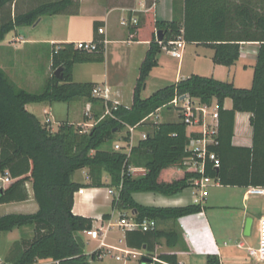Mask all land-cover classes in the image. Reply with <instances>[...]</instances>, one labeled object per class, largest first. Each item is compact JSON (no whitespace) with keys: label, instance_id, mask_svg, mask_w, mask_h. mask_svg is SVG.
Listing matches in <instances>:
<instances>
[{"label":"trees","instance_id":"obj_1","mask_svg":"<svg viewBox=\"0 0 264 264\" xmlns=\"http://www.w3.org/2000/svg\"><path fill=\"white\" fill-rule=\"evenodd\" d=\"M18 0H0V43L6 35L21 27H31L43 17L68 13L73 0H42L23 13L16 12ZM256 0H183L181 20L158 21L149 12L140 23L132 26L129 34L134 41H148V49L139 68L129 107L104 102L92 96L93 83H76L72 78L75 64L102 63L104 38L92 39L97 44L94 52L76 50L74 43L51 45V70L61 69V78L51 74L40 93H30L12 83L0 69V175L13 179L0 189V204L27 199L25 183L31 184L33 200L38 210L34 214H9L0 217V234L17 228L32 227L34 237L22 241L23 250L9 264H35L49 259L56 264H91L100 254L96 250L86 255L75 240L82 238L93 226L91 218L72 213L73 195L81 188H103L104 174L109 187L122 185L118 200H112L113 210L130 211L134 220H154L157 223L176 221L202 212L200 205L176 208L146 207L137 204L134 193H155L172 197L192 186L199 174L184 165L188 156L186 126L177 122H162L147 127V137L131 148L129 158L123 151L113 150L116 135L127 126H135L146 116L169 103L176 95H190L201 102L215 101L218 107L219 127L216 146L210 147L219 159L218 168L207 162L205 176L218 180L222 187L264 186V147L259 135L264 132V0L257 10ZM256 6V7H255ZM11 8H14L13 10ZM158 34V35H157ZM182 35L185 43L210 48L212 62L233 66L240 56L241 42H258L259 51L249 89L236 88L232 83L213 78L190 77L157 90L147 98L141 97L149 73L157 66V54L163 45ZM157 37H161L160 43ZM57 49V51H54ZM226 99L231 109L224 108ZM84 101L92 107L95 122L88 131H82L69 122L61 123L52 132L41 124L26 106L40 103H72ZM109 109V115L103 116ZM237 112L250 114L253 144L250 149L231 146L234 118ZM258 138V139H257ZM126 133L124 141H128ZM141 167L145 174L139 178L121 177L124 165ZM87 169L88 185L73 182V175ZM177 171L180 179H168ZM102 220H110L103 215ZM165 239L168 247L178 244L175 231L142 232L126 230V246L153 252L154 241ZM83 242V240H82ZM165 264H177L175 255H160ZM154 264H162L155 262ZM205 264H220L216 256H207Z\"/></svg>","mask_w":264,"mask_h":264},{"label":"crops","instance_id":"obj_2","mask_svg":"<svg viewBox=\"0 0 264 264\" xmlns=\"http://www.w3.org/2000/svg\"><path fill=\"white\" fill-rule=\"evenodd\" d=\"M19 1L20 0H18V2ZM40 1L42 0H39L38 2ZM159 2H161V0H158V4ZM256 2L258 4L256 5L257 7L256 6L255 7L259 11V8L261 6L260 4L263 2V0H256ZM73 3L74 4L70 7L68 13L47 17V19L52 24V28L49 32L43 35H40L35 32L29 37H24L27 35L24 34V32L20 33V30L22 31L25 30V28L23 27H22L23 29L18 28L13 32L9 33L8 35H6L5 39L0 43V49L4 52V58L6 57L8 60L9 56L7 55L10 54L12 55V59L14 58L16 62H21L22 60V63L24 64V62L25 63L28 62L27 61L28 58L26 60L25 59L23 60V56H28V57L31 56L32 57L31 59L34 58L36 59V57L38 58L39 56V52L44 50L46 46H49L48 55H49V62H50L49 68H50V76H51V74H53L51 70V50H52L51 45L62 44V43H75L79 41H90L96 37H99L96 34V30L94 28L91 35L86 36V35H73L72 33L69 32L67 33L66 31L62 32L60 30L61 28L58 27L59 26L61 27L63 23L64 24H68L69 22L74 23V21L78 19L92 20L94 21L93 26L95 25L97 28L104 29V34L100 36L106 40L105 50H104V61L102 63L82 64L84 68L80 69V71H82L83 75L90 76L88 79L89 81L87 80L82 83L106 85L110 89V97L112 101H116L119 104L124 105L126 107L131 106L133 89L135 87V83L139 75L140 65L148 49L149 42L142 40H137V41L132 40L130 38L129 31L133 25L122 26L120 22L123 19L124 20L130 19L131 13L129 12V10L134 8H140L139 0H73ZM167 3L169 4L170 7L172 6V0H167ZM25 11H20L19 13H23ZM170 13H172L171 8H170ZM145 15L146 13L145 14L138 13L136 15L138 17V23H140V21ZM44 18L45 17L41 18L36 24L31 26V29H35L43 21ZM154 19L158 21L172 20V19L159 20L157 15V9L154 11ZM113 28H115V32L113 31ZM186 45H191L198 49L203 48L210 50L211 51L210 55H204L206 56V58L209 59L210 64L208 65V69H206L204 73H201V71H198V69L193 67L188 72L185 71L186 73L183 74V66L181 64V60L179 61L171 57L172 59L178 61V68L175 74V80H176L175 83L184 80L190 77L191 75H198L202 77L213 78L218 81L232 83L236 88L249 89L251 87L253 69L259 51L258 42H251V41L241 42L239 59L231 67H225V66L213 64L212 62L213 51L210 48L201 45L186 43L183 51V56L185 54ZM110 46L126 47L129 51L127 53V57L121 54V56H114L112 58H109L108 55L110 54V51L108 52V49ZM194 53H195L194 56H196V58L200 57V55L196 53V51ZM12 59L6 61V63L4 61L3 62L6 65H10L12 63ZM30 62L28 66L32 65ZM96 65H104L103 73L97 72L98 66ZM74 66L72 68L73 81L75 79V72H76V71L74 72L75 70ZM157 66H159L158 61H157ZM0 69L4 71L2 67H0ZM247 73L251 80L249 85H247L249 82L246 84L247 75L245 76V74ZM31 74L32 73H28L29 76H31ZM125 91L126 92L128 91V95H129L128 101L124 100ZM79 102L85 104L83 115L81 117L78 116L77 118L78 108H73L72 106H70V104H68L69 106L67 108V118H68L67 122H69L72 125H80V122L82 121L84 126H89L91 128L92 125L91 122L89 120H83V117H88L87 116L88 110L89 113L91 112V114L94 115L93 113L95 112L96 107L94 106L92 107L90 104H87L84 101H79ZM43 105L45 106L42 107ZM37 106L42 107L43 114L44 111H47L49 113L48 117L51 116L52 104L40 103ZM231 107H232V101L230 99H226L224 102V108L229 110L231 109ZM26 108L30 113H32L38 119L37 113H35L34 111H30L28 109V106H26ZM161 121L177 122L176 119L175 120L166 119ZM259 139H261L259 145L264 147V132L263 134L259 135ZM138 141L139 138L135 140L136 142L135 144H137ZM252 144H253V131L250 125V114L245 112H237L234 118L231 146L234 148L250 149L252 147ZM136 168H141V167H136ZM83 170L87 171V169H83ZM75 174L73 175L72 178L73 182L81 185L89 184L90 180H87L86 182L75 180L74 179ZM166 176L169 180L170 179L175 180V179H180L182 177V173L173 171L167 174ZM0 177H3V175H0ZM107 177H103V183L106 185L108 190L110 187L108 188L109 177L108 179ZM12 181L13 179H10V182L8 184H5L3 189H5L9 184H11ZM25 188L28 194L27 199L20 202L0 204V217L9 214H34L37 212L38 207L33 200L31 184L29 182H26ZM224 188L231 190H247L248 187H224ZM83 189H84V193L82 195L76 196V198L74 199L72 213L77 216L91 218L93 220L92 228L94 229L102 228V230H104V228L108 224L111 225L110 229L112 228L113 225L110 223L113 216L112 213L116 212L118 216V220L114 226L123 229L118 225L119 220L121 218L120 215L124 214L126 215V218L129 219L131 212L113 210L111 207L113 197L108 196L106 190L107 196L105 198L106 200H108V206L110 207L111 212L106 211L103 213H97L95 215L93 212L96 206L95 201L98 197L99 191H101L102 188H83ZM193 193H194V188L190 186L184 189L181 193L172 197H164L162 195L155 193H134L132 195V198L137 204L146 207L176 208V207H185L194 204ZM245 193L241 196L240 199L233 198L230 204H225V205H217V203H213L212 201L209 202L207 198H205L202 204L203 207L202 212L180 218L176 221H165V222L157 223L158 225L161 224V228H158L157 231H168V232L175 231L178 234L179 242L175 247H168L166 245V241L164 238L154 241L153 252L151 253V256L158 258L160 255L163 254L175 255L177 257V261L182 264H195V263L205 264L207 256H216L219 259L220 264H246L243 261L242 256L238 251L245 248L244 243L241 241L242 236H244L245 222L248 218H250L252 220V225H253V217L257 216L258 219L257 226H258V221L261 217H264V214H261V210L259 208V199L256 197L248 196ZM231 210H237V212L239 213V214L237 213V217H238L237 220H239L240 218V222L238 223V225L236 227L217 226L216 231H214L208 219V214L209 215L211 213L217 214L220 213L221 211L224 212ZM103 215H110V220H102ZM252 225H251V229H252ZM251 229H250V233H251ZM123 230H124L123 238L126 245V241H125L126 230L125 229ZM3 235H5L4 237L7 243V251H6L7 253L5 255L6 260L2 261L0 259V264L11 263L14 260V258H16L23 250V246L21 242L32 240L34 237L32 227L17 228L9 233H4V234L2 233L0 234V250L2 246ZM219 240H221L220 243ZM231 240H233L234 242L232 245L229 244ZM183 243L185 244V246ZM237 244H242L244 248H238ZM127 248L131 250H137V249H132L130 247ZM139 251H142V253L147 254V251L144 248ZM116 253L118 254V252ZM223 256L225 257L224 263L221 262L222 261L221 258ZM247 256L250 257L248 253ZM140 262L142 263L141 259Z\"/></svg>","mask_w":264,"mask_h":264},{"label":"rangeland","instance_id":"obj_3","mask_svg":"<svg viewBox=\"0 0 264 264\" xmlns=\"http://www.w3.org/2000/svg\"><path fill=\"white\" fill-rule=\"evenodd\" d=\"M39 0H20L15 9L11 8L12 10H15L16 12L20 11H25L27 9H30L33 7ZM170 8L172 10V13H170ZM182 8H183V0H172V6L170 7L169 4L167 3V0H161L159 4H157V15L158 19H175V20H181L182 18ZM19 9V11H18ZM94 21L89 20V19H78L75 20L74 23L69 22L68 24H62L61 27L59 26L58 28H61L60 30L62 32L66 31L67 33H72L73 35H86L90 36L91 33L93 32V26ZM22 28V27H21ZM19 28V29H21ZM25 30H20V33L24 32L27 36L24 37H29L33 33H38L40 35H43L47 32H49L52 28V24L50 21L45 17L43 21L35 28L31 29V27H23ZM22 28V29H23ZM113 31L115 32V28H113ZM112 31V32H113ZM113 32V33H114ZM48 49L49 46H46L44 50L39 52L38 58L36 59H31V56H23V60L28 58V62L24 64L21 62H16L14 58L12 59V55H7L9 56L8 60L12 59V63L10 65H6L7 58H4V52L0 49V67L4 69V71L7 73L8 77L16 85V87L23 89L25 91H28L30 93H40L44 89L45 84L50 78V68H49V55H48ZM110 51V54L108 55L109 58H112L114 56H121V54L125 57H127V53L129 52L126 47H115V46H110L108 49V52ZM200 55V57L196 58L195 52ZM211 51L203 48H195L194 46L191 45H186L185 49V54L182 56L181 59V64L183 66V74L186 73L185 71H189L193 67L198 69V71H201V73H204L206 69H208V65L210 64V61L206 56L204 55H210ZM31 55V54H30ZM156 59L159 63V66H156L155 68L152 69V71L149 73V76L145 82V88L141 92V97L142 98H147L153 93H155L157 90L162 89L166 86L172 85L175 83V74L178 68V61L175 59H172L167 52H165L163 49L157 54ZM5 63H4V62ZM31 61V62H30ZM29 62L32 64L30 66ZM33 62V63H32ZM4 63V64H1ZM27 64V65H26ZM97 67V72L103 73V66L104 65H96ZM84 68L82 64H76L74 66V72H75V79L74 82L82 83L85 82L89 79L90 76H85L83 75L82 71L80 69ZM79 70V71H78ZM28 73H32L31 76L28 75ZM246 79V84H250V77L247 74ZM89 81V80H88ZM100 85V84H99ZM128 91H125V98L124 100L128 101ZM48 104V103H47ZM70 106L73 108H78V116H82L84 109H85V104L79 101L68 103ZM67 103H52V110H51V116L48 118L50 119L51 123L49 128L52 130V132L56 131L58 126L63 123L67 122V108L68 105ZM38 104H30L28 105V109L30 111H34L35 113L38 114V119L41 124H44L46 116L42 113V107L45 105L37 106ZM39 109V110H38ZM39 111V112H38ZM96 113L100 112L99 107H96L95 110ZM94 114V113H93ZM100 114V113H99ZM91 114V112L87 115L88 117H83V120H89L91 124L95 122L94 116ZM163 116L161 117V120H166V119H176L174 112H167V110L163 111ZM92 117V118H91ZM87 118V119H85ZM70 120V119H69ZM75 121V120H74ZM81 121V120H80ZM76 128H80L82 131H88L90 129L89 126H84L82 121L80 122V125H74ZM149 128V127H148ZM147 131V126H143L136 130L133 134L134 139L136 140L140 136L141 131ZM125 130L122 132L118 133L115 138V142H120L124 144L126 141L123 139L125 138ZM114 145V144H113ZM86 175L87 171L86 170H79L75 174V180L81 181V182H86ZM104 177H107V175L104 174ZM108 179V177H107ZM107 182V181H106ZM109 185V184H108ZM109 188V186H108ZM106 190L107 187L104 186L101 191L98 193V197L95 201V209L93 210L94 214L96 215L97 213H103V212H111L110 207L108 206V200H106ZM195 192V190H194ZM246 192V190H231L227 189L224 187H220L217 184H213L211 187H208L205 190V196L207 200L210 202L212 201L213 203H217V205H225V204H230L232 202L233 198H238L240 199L241 196ZM198 194V193H197ZM259 199V208L261 210V214H264V199L263 198H258ZM239 211V210H238ZM237 210H231V211H221L220 213H211L210 215L208 214V219L211 223L212 228L214 231H216V227L220 226H229V227H236L238 223L240 222L237 220ZM239 214V213H238ZM112 220L111 224L113 225L112 228L107 231L106 236H105V244L111 245V246H116L121 249H128L127 246L125 245L124 238H123V233L124 230L115 227V223L118 220V216L116 212L112 213ZM240 217V216H239ZM257 216L253 217V225L251 229V233L249 236H242L241 241L244 243L245 248L242 250H238L239 253L242 256L243 261L246 264H264V262H256L252 258L247 256L246 248H255L258 243V230H257ZM158 228H161V224L158 225ZM221 229V228H220ZM11 232V231H10ZM9 233V232H7ZM4 234V233H3ZM5 235L2 237V246L0 250V259L2 261H5V255L7 251V243L5 240ZM230 239V237H229ZM82 240H83V252L86 255H90L94 251L100 248V241L99 240H93L90 237L86 235H82ZM221 240H219L220 243ZM218 243V244H219ZM234 242L231 240L229 242L230 245H232ZM184 244V243H183ZM220 245V244H219ZM185 246V244H184ZM102 255L96 260L92 261L91 264H143L140 262V259H121L120 261H116L115 258L113 257L115 254H117L114 251L107 250L106 248H102ZM139 251V250H137ZM117 255H120L119 253ZM225 257L223 256L222 263H224ZM35 264H54L53 261L49 259L45 260H38ZM196 264V263H195Z\"/></svg>","mask_w":264,"mask_h":264},{"label":"built area","instance_id":"obj_4","mask_svg":"<svg viewBox=\"0 0 264 264\" xmlns=\"http://www.w3.org/2000/svg\"><path fill=\"white\" fill-rule=\"evenodd\" d=\"M158 4V0H139V7L129 10L131 13V17L128 20H121L122 26L129 25H137L138 17L136 16L138 13H149L155 11V8ZM97 34H104L103 28L97 29ZM159 42V41H158ZM106 40H104V44ZM160 43V42H159ZM185 41L180 34L174 41L169 42L167 45H163L162 49L168 53V55L177 60H181L183 56V51L185 48ZM74 48L76 50L84 51V52H94L97 48L96 42L93 40L90 41H79L74 43ZM54 51H57L55 49ZM92 96L98 99L103 100L104 102H111L113 109L119 105L118 102L112 101L110 97V89L106 85H96L93 88ZM164 110L167 112H174L176 120L183 123L186 126V134L188 137V144L186 146V153L188 156L184 160V165L187 167L189 171H193L199 174L198 178L192 180V187L195 192L194 196V204L200 205L202 204L206 198L205 190L208 187H211L213 184H219L218 180H214L210 177L205 176V165L209 162L213 168H218L220 165L219 159L216 155L209 151L210 147L216 146L218 144V127H219V115H218V107L216 102L212 101L210 104H206L201 102L198 98L191 97L190 95H176L174 98L167 103L166 105L158 108L154 112L150 113L146 116L140 123L135 126H127L125 128L126 132L129 134V139L124 144L120 142H115L113 145V150L116 152L123 151L126 153V157L129 158L130 151L133 146H135L136 142L134 140V132L143 126H147L149 128L155 127L157 124L161 123V117ZM89 110L87 111V115ZM45 125L50 126V119L48 118L49 113L44 111ZM109 115V109L106 108L103 116ZM92 127V125H91ZM147 137V131L143 130L140 132L139 140H144ZM145 170L143 168H136L135 166L128 165L125 163L123 171L121 173V177H131V178H139L144 176ZM86 179L89 180L88 175H86ZM10 182V178L7 174L3 177H0V189H3L5 184ZM121 183L117 187H110L107 190V194L110 197H113L114 200H118L120 191H121ZM84 193V189L81 188L73 195V201L76 196L82 195ZM198 193V194H197ZM246 195L263 198L264 199V186L257 187H248L246 190ZM119 220V226L125 230H141L142 232H154L158 229V224L154 220H144L141 223H137L133 215L130 213V218H126V215L121 214ZM111 225L108 224L104 230L102 228L94 229L92 228L90 231H85L83 235L90 237L93 240L100 241V248H106L107 250H112L118 252L120 255H114L116 261H120L121 259H141L142 257H146L149 259V262L146 264H154L155 262H159L156 257L147 256L142 253V251L131 250V249H121L119 247L108 246L104 243V237L106 232L110 229ZM258 243L255 248H246L248 255L256 262H264V217H261L258 221ZM238 248H244L242 244H237ZM98 250V249H97ZM102 255V251L98 255L100 257ZM97 257V258H98ZM182 264V263H177Z\"/></svg>","mask_w":264,"mask_h":264},{"label":"water","instance_id":"obj_5","mask_svg":"<svg viewBox=\"0 0 264 264\" xmlns=\"http://www.w3.org/2000/svg\"><path fill=\"white\" fill-rule=\"evenodd\" d=\"M158 35V34H157ZM157 41H161V37H157ZM60 72H61V69H57L56 71H54L53 75L60 79L61 76H60ZM251 225H252V220L250 218H248L245 222V226H244V236H249L250 234V229H251ZM75 235V240L77 242V244L79 245L80 248H84V245H83V242H82V238L80 236H78L76 233L74 234ZM141 261L143 264H146L149 262V259L146 258V257H142L141 258Z\"/></svg>","mask_w":264,"mask_h":264}]
</instances>
